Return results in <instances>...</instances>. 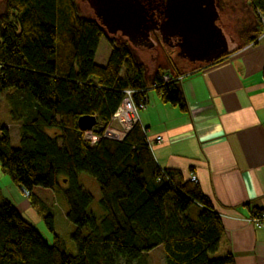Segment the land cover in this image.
Returning a JSON list of instances; mask_svg holds the SVG:
<instances>
[{"label": "trees", "instance_id": "16d2710c", "mask_svg": "<svg viewBox=\"0 0 264 264\" xmlns=\"http://www.w3.org/2000/svg\"><path fill=\"white\" fill-rule=\"evenodd\" d=\"M216 1L238 16V48L259 42L264 0ZM81 7L84 0H0V99L6 93L16 101L12 112L23 119L18 147L0 123V164L54 234L49 243L0 197V264L139 263L157 247L166 264H231V254L210 256L224 233L212 201L197 182L158 165L142 125L121 139L104 136L127 89L136 103L156 89L186 110L180 80L166 82L163 67L150 73L129 40L109 35ZM104 37L111 53L102 65L96 57ZM82 115L98 117L95 144L79 127ZM81 172L97 180L104 214L89 211L94 195L80 184ZM58 188L74 224V253L55 227Z\"/></svg>", "mask_w": 264, "mask_h": 264}, {"label": "crops", "instance_id": "0c3cea01", "mask_svg": "<svg viewBox=\"0 0 264 264\" xmlns=\"http://www.w3.org/2000/svg\"><path fill=\"white\" fill-rule=\"evenodd\" d=\"M182 73L186 110L164 102L152 89L139 112L155 160L162 168L180 172L183 180L195 175L212 201L224 226L216 257L231 254V264H264V226L250 221L264 211V41ZM12 102V115L5 119L0 110V123L18 147L23 119L13 114L17 102ZM0 197L23 216V209H32L1 164Z\"/></svg>", "mask_w": 264, "mask_h": 264}, {"label": "water", "instance_id": "95a60500", "mask_svg": "<svg viewBox=\"0 0 264 264\" xmlns=\"http://www.w3.org/2000/svg\"><path fill=\"white\" fill-rule=\"evenodd\" d=\"M103 15L102 24L118 36L126 35L133 46L147 50L151 47V56L163 64L161 54L153 53L156 48H163L159 38H162L167 48L175 47V60L182 59L183 67L198 66L199 63L215 59L222 53L230 52L238 47L227 28L220 19L216 0H100ZM162 9L167 21L162 27L163 34L157 32V37L149 36L153 9ZM217 19L219 23L217 24ZM170 29L168 33L164 29ZM136 31V35L132 34ZM171 36L181 37V43H171ZM156 54V57H153ZM169 55V54H168ZM167 55V56H168ZM81 130L94 129L98 124L96 115H82L78 119Z\"/></svg>", "mask_w": 264, "mask_h": 264}, {"label": "rangeland", "instance_id": "374dc122", "mask_svg": "<svg viewBox=\"0 0 264 264\" xmlns=\"http://www.w3.org/2000/svg\"><path fill=\"white\" fill-rule=\"evenodd\" d=\"M216 3H217V1H216ZM84 5H85V8L81 7L82 12L88 16L92 15L93 17H95L94 11L92 9H89L86 0H84ZM217 8H218V6H217ZM218 11H219L220 19H221L222 23L225 24V26L227 27V28H224L225 32L230 33L231 37L234 40H236L238 47H239L240 41H239V37H238V31H237L238 29L236 27L237 26L236 25L237 24L236 19L238 18L237 14L233 11L224 10V9H220V8H218ZM218 23H219V19L217 20V24ZM107 33H108V31H107ZM111 34L112 33H110L109 35H111ZM117 34H118V37L121 36L122 38L129 40V38L126 35H121L122 34L121 32H118ZM159 40H160L163 48L162 49L156 48L153 50V53L161 54V52H162V57H163V64L162 65L157 63L158 59L152 58L151 47H148L147 50H143L142 48L133 46L132 41L129 40V42L131 43L130 45L133 48L134 53L137 54L139 56V58L146 64L150 73L155 72L158 67H163L167 72H171V73L172 72L175 73V72H179V71L183 72L185 70L197 68V66H193V65H188L187 67H183L182 65H183L184 61H182L181 58L178 60H175V58H174V56L176 55L174 50H176V48L175 47L167 48L164 41L162 40V38H159ZM251 44H253V43H251ZM110 53H111L110 43H109L108 39L106 37H104L101 40V43H100V46H99V49L97 52V57H96L97 63H99V64L105 63L107 61V58L110 55ZM156 56H157L156 54H153V57H156ZM200 64L201 63H199L198 66ZM170 75H172V74H170ZM1 100L2 99H0V110H1L2 116L5 119H8V117H10L12 115L11 110H10L11 109L10 102H12L13 99L11 97L6 96L4 101H1ZM5 105H7V106L5 107ZM6 108H8V109H6ZM108 127H110L114 133H116L115 137L113 136L114 138L121 139V137L126 133L127 123H125L123 126L121 124V122L114 119L108 125ZM15 129H17V126H15L13 128V130H15ZM91 131H93V129L87 130L86 132L89 134V132H91ZM88 134L85 133L86 137H89ZM161 140L162 139H160L158 141H161ZM6 177L8 179H10V177L8 175H6ZM79 181H80V184L85 189L89 190L94 195V201H93L91 207L89 208V211H92L97 215L104 214L105 210L103 209V207L100 204V199H101L100 187H99V184H98L97 180L95 179V177H93L91 174H89L87 172H81V173H79ZM26 197H27V195H26ZM55 197H56V207H55L53 212H54V216H55L56 230L66 240L67 246H68V252L74 253L76 251V246H75V244L71 238V232L73 230L72 223L67 218V215H66L67 205L65 202L64 195L59 188L56 190ZM23 213L26 216V217L25 216L24 217L27 218L28 220H30L36 226V228L40 231L42 236L49 243H53L54 234L50 231L47 224L40 217L38 212L32 208L29 210L23 209ZM210 256L216 257V253H214V254L211 253ZM120 264H166V260H165V254H164L163 248L157 247L154 250H152L149 254H147V256L144 258V262L143 261L139 262V263L138 262H128L127 259L121 258Z\"/></svg>", "mask_w": 264, "mask_h": 264}, {"label": "built area", "instance_id": "2783aa9c", "mask_svg": "<svg viewBox=\"0 0 264 264\" xmlns=\"http://www.w3.org/2000/svg\"><path fill=\"white\" fill-rule=\"evenodd\" d=\"M263 20H264V17H263ZM258 41H264V32L258 38ZM2 68H3V65L0 62V71L2 70ZM178 79H180V77H175V76L170 75V74L164 76V80L166 82L175 81ZM133 92L134 91L131 89L125 90V97H124L121 105L118 107V109L115 111V113L113 114V117H112V121L114 119L118 120L119 122H121V124L123 126L125 123H127L126 132H128L136 122H140L139 111H140V109L145 107V102H143V101L140 103H136V101L134 100V97H133ZM141 125L146 130V127L143 124H141ZM86 134H88V133L86 132ZM88 135H89V137H87V138L90 139L93 144L97 143L101 138L100 135L96 134L93 131L89 132ZM115 135H116V133H114L110 127H107L104 131L105 137H113V136L115 137ZM157 139L160 140L161 137H158ZM196 179L197 178L195 175H193L191 177V180H193V181H197ZM24 193L26 195L29 194L27 191H25ZM250 221L255 223L258 227L264 226V211L258 213L257 215H255L253 217H251Z\"/></svg>", "mask_w": 264, "mask_h": 264}, {"label": "flooded vegetation", "instance_id": "af4514ba", "mask_svg": "<svg viewBox=\"0 0 264 264\" xmlns=\"http://www.w3.org/2000/svg\"><path fill=\"white\" fill-rule=\"evenodd\" d=\"M87 1V4H88V7L89 9H92L94 11V14H95V18H97L100 22L102 21V19L104 18L103 15L99 16L98 13L102 11H100L98 8H100V3L101 1L100 0H86ZM153 16L151 18V23L149 22V24H154V28H150V30L148 31L149 32V36H155L157 37V32H160V34H163V30H162V27L164 28V23L167 21V18H166V14L164 13V11H162V9H153ZM102 23V22H101ZM165 31H168V33H172L170 32L171 30L168 28V29H164ZM132 34L135 36L136 35V31H133ZM171 39V43H174L176 44H179L181 43V37H177V36H171L170 37ZM178 47V46H177Z\"/></svg>", "mask_w": 264, "mask_h": 264}, {"label": "bare ground", "instance_id": "6f19581e", "mask_svg": "<svg viewBox=\"0 0 264 264\" xmlns=\"http://www.w3.org/2000/svg\"><path fill=\"white\" fill-rule=\"evenodd\" d=\"M180 80V79H179Z\"/></svg>", "mask_w": 264, "mask_h": 264}]
</instances>
